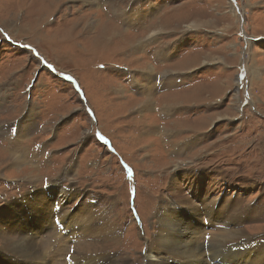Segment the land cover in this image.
<instances>
[{"label": "rangeland", "instance_id": "1", "mask_svg": "<svg viewBox=\"0 0 264 264\" xmlns=\"http://www.w3.org/2000/svg\"><path fill=\"white\" fill-rule=\"evenodd\" d=\"M196 170L213 174L201 181L209 195L240 204L236 230L264 248V0H0V264L100 251L153 264L177 172L184 199L204 209L207 190L184 185ZM36 211L49 213L40 229ZM203 218L192 222L207 252L223 228ZM23 235L48 262L9 251ZM242 249L208 262H260L252 250L256 261H237Z\"/></svg>", "mask_w": 264, "mask_h": 264}, {"label": "bare ground", "instance_id": "2", "mask_svg": "<svg viewBox=\"0 0 264 264\" xmlns=\"http://www.w3.org/2000/svg\"><path fill=\"white\" fill-rule=\"evenodd\" d=\"M122 14H123V12H122ZM98 26L101 27V25H98ZM98 26H97V28H98ZM96 32H98V31H96ZM99 34H101V32ZM113 36H114V34H113ZM103 40H104V38H103ZM166 101H168V100H166ZM163 104L164 105H163L162 112H163V110H164V112L169 111L170 104L174 105L173 103H163ZM145 105H148V104L146 103ZM174 130H172V129L165 130V131H163V133L168 134L171 131L174 132ZM193 141H195V140L183 141L182 143L178 144L176 147H172V148H175L174 150L179 152L180 150L185 149V147L187 146V144H185L186 142L191 143ZM177 152H176V154H177ZM187 172H190V171H187ZM191 174L194 175V178H196L195 182L193 183V182L185 181L184 185L187 186L188 190H190V191L194 190L195 192H200V191H203L204 189L207 190L206 193H204V195H203L204 209L198 208V205L194 200L184 199L185 197L182 195V190L180 189V184H182L181 180H184V178L186 177V173L183 174L182 172H177L176 175L174 176V178L172 177L176 183L177 182H179V183H178L177 187H172L173 188V191H172L173 192V195H172L173 201L170 204L171 207L170 206L167 208L165 207L166 209H164L158 215L159 223L155 227V234L153 237V242L151 243L152 247L151 246L149 247V250L146 251V255H145L147 260L155 261V262H153V264H191L190 262H193L194 264H209L208 255H207V252H208V254L211 258V259L210 258L209 259L211 261L214 260L215 258H218L224 262L226 260L224 258V256L225 257L228 256V260H229L231 248L235 247L236 244H239V246L241 248H243L242 249L243 252H237V257H238L237 261L246 260L245 258H248L250 260H247L244 262L253 263V261L255 259L249 258V253H248L249 250H252V251H256L259 254L260 262H258L256 264H264V248H263V244L259 243V239H255L252 242L250 240H247L248 239V237H246L247 233H245L244 229L236 230L237 229L236 227H238L239 223H241L240 222V220H241L240 219V217H241L240 213L242 211L240 212L241 209H239L240 204L239 205L237 204V206H236L237 202H235L232 205H230L228 203V200L230 197L225 196V198L222 197L219 199V196L217 197V196L209 195L210 192L212 191V188L210 186L208 188H205L201 185L202 176H205V175L208 176L207 172L196 170V172L193 171V172H191ZM212 175L213 174H211V176H208L209 179H207V181L212 179ZM175 182L173 181V183H171L169 186H174ZM208 184H209V182H208ZM179 202H180V204H182L185 207V209L176 210L174 208V206L177 205ZM216 202H217V204L215 205ZM210 205H212V206H210ZM42 210L45 211L44 209H42ZM41 211L35 212V213H37V215H36L37 216V223L35 224V226L39 225L38 226L39 229H40V227L44 226L46 222L49 221V219H48V221L44 222L47 218L46 215L49 213L48 212H41ZM203 214H204V218L202 219V223L205 220L204 223H207L210 226L215 225L217 227L223 228L220 230L222 232V234L219 236V238L217 237L216 239H213L212 242L209 243L210 246L207 248V250H206L207 252H204L205 250L203 249L202 242L200 244L197 241V238L199 237V234L201 231V225L198 223L193 224V222H192L194 217H196L197 215H203ZM248 214L253 216V217L257 216L255 208H254V210H252L251 214L250 213H248ZM19 216L21 217L22 215H19ZM189 218H190V220L188 222H186L185 219H189ZM174 219H178L180 221V224L178 222H177V225L172 224ZM42 221L44 222V224H41V223H43ZM51 221H52V219H51ZM174 221H176V220H174ZM15 222H17V220H15ZM18 226H19V228H23V231H26V233L30 234V236L35 234V233L33 234V232H31V231H27V230H32V228L31 229L26 228L28 226L26 223V220L20 222V224H18ZM176 226L181 227L179 235L177 237H176L177 231H173ZM36 229L37 228H35L34 230H36ZM103 229H105V228L100 229V232H99L100 236H101V234H104V233H102ZM97 230H98V228H97ZM97 230H95V231H97ZM183 230L189 231L190 234L187 236L184 235ZM90 231H92V230H90ZM93 231H94V229H93ZM37 233H39V232H37ZM81 236H82V234H81ZM34 239L32 237H28L27 235H23V237L21 236V239H19V240H12V239L7 238L5 246H7L9 251H11L13 254L18 255L19 257H22L25 260L36 261V262H40V263L48 262L46 257L44 256V254H42L38 250V248L35 246L36 243H34V241H33ZM236 240H238L239 242L235 243ZM230 242H233L232 247H227V244H229ZM90 246H91V243L85 244V245H83V248H86V247L89 248ZM234 252H235V250H234ZM105 255H106L105 251H100L99 254H94L86 262H84L82 260H78L73 256H72V258H74V260L71 258L70 259L73 260L72 264H118V262H116L117 260L114 261L113 259H112V262H110V260H108V259H105L104 262L101 261V259H103L105 257ZM97 260H100V262L98 263ZM228 262H230V260ZM120 264H126V261L121 260Z\"/></svg>", "mask_w": 264, "mask_h": 264}]
</instances>
